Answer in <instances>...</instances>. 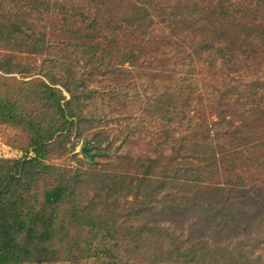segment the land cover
<instances>
[{
	"label": "trees",
	"instance_id": "obj_1",
	"mask_svg": "<svg viewBox=\"0 0 264 264\" xmlns=\"http://www.w3.org/2000/svg\"><path fill=\"white\" fill-rule=\"evenodd\" d=\"M86 2L91 15L54 47L49 19L69 23L74 0H0V121L27 133L30 150L0 157V264H264V0L121 14ZM157 24L204 70H150L101 29ZM108 74L113 149L85 112L99 96L91 82ZM73 135L90 138L88 160L51 163L73 152Z\"/></svg>",
	"mask_w": 264,
	"mask_h": 264
},
{
	"label": "rangeland",
	"instance_id": "obj_2",
	"mask_svg": "<svg viewBox=\"0 0 264 264\" xmlns=\"http://www.w3.org/2000/svg\"><path fill=\"white\" fill-rule=\"evenodd\" d=\"M75 9H77L78 15L75 18L71 19L69 23H65L60 14H52L49 19V40L54 47L55 45L60 44L63 40L65 34L71 35L74 37L72 32V28L80 27V22L85 21L90 15L92 11V7L86 2L87 0H74ZM184 0H97V2H102L105 4L104 13L110 12V14H121V13H134L136 12V7L141 6L143 3H147L150 7L151 4L154 5H168L175 4ZM74 3V4H75ZM73 4V3H72ZM154 12L152 8V13ZM101 21V18H99ZM97 19V26L99 27L101 22ZM72 22V23H71ZM101 29L106 31L108 34H104L107 39L113 40V37L120 43V47L123 49H131L138 53H140L141 57H145L146 63L151 65L152 69L150 70H163L167 74V76L176 78L178 73L181 74L189 69L193 70H204L205 64L199 61L191 60L187 51L179 50L175 48L172 44V39L170 35V31L167 27L161 24L153 25L150 29H146L142 33H132L127 28H123L121 30L115 31L113 34V28L111 31L104 29L101 25ZM36 63V62H35ZM145 63V61H144ZM37 64L39 62L37 61ZM251 66L257 67L258 64L249 62ZM128 67V65H126ZM148 67H144L142 69H147ZM143 74L139 71H134V79L139 84L144 83V70H142ZM17 79H20L17 76ZM110 74L106 76H97L92 81V85L99 89V93H97V98L91 104L89 103L87 110L88 113H95V120L97 127L102 128L104 131L103 137H108V140L104 142L106 146H112L113 149V128L119 129L117 124H113V97L108 96V91H110L113 87V83H111ZM26 80H31L26 79ZM105 91V93H104ZM103 94H102V93ZM149 93V92H148ZM153 94V91H150ZM149 93V95H151ZM68 97V95L66 94ZM144 96L141 95L143 102L145 101ZM112 99V100H111ZM146 103V102H144ZM138 107L131 110V114H138L142 110L139 108L141 104L138 102ZM97 115V116H96ZM134 117H136L134 115ZM117 135H122L120 132H116ZM79 137L76 138L74 135L72 136V144H75V148L73 152L65 155L61 158H52L51 163L64 164L67 166H76L77 161L73 160L72 156L76 155V158L83 159L84 161L88 160V157L83 153L84 147L93 146L91 142L88 141L89 137ZM30 150L28 148V134L22 132L20 127H14L13 125L2 123L0 121V157L5 158H21ZM91 154L96 155L95 160L99 162V166L104 165V159L97 155V148L94 147L90 151ZM32 155V154H31ZM93 155V156H94ZM36 264V263H33ZM50 264V263H46ZM51 264H109L107 259L105 258H92L88 260H83L80 262H54Z\"/></svg>",
	"mask_w": 264,
	"mask_h": 264
},
{
	"label": "water",
	"instance_id": "obj_3",
	"mask_svg": "<svg viewBox=\"0 0 264 264\" xmlns=\"http://www.w3.org/2000/svg\"><path fill=\"white\" fill-rule=\"evenodd\" d=\"M85 153H87L86 150H85Z\"/></svg>",
	"mask_w": 264,
	"mask_h": 264
}]
</instances>
